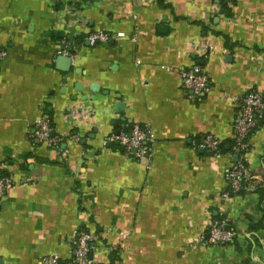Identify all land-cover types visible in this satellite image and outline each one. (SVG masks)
I'll use <instances>...</instances> for the list:
<instances>
[{"label": "crops", "instance_id": "1", "mask_svg": "<svg viewBox=\"0 0 264 264\" xmlns=\"http://www.w3.org/2000/svg\"><path fill=\"white\" fill-rule=\"evenodd\" d=\"M98 31L112 40L91 45ZM0 51V264H66L84 230L98 264H264V119L228 190L235 99L264 98V0H0ZM195 66L197 98L181 82ZM39 118L62 142L35 138ZM134 125L149 160L111 140ZM215 217L231 243L198 241Z\"/></svg>", "mask_w": 264, "mask_h": 264}, {"label": "built area", "instance_id": "2", "mask_svg": "<svg viewBox=\"0 0 264 264\" xmlns=\"http://www.w3.org/2000/svg\"><path fill=\"white\" fill-rule=\"evenodd\" d=\"M111 40L110 35L101 31L92 32L87 36V41L91 45L108 43ZM64 55H68V53L64 51ZM4 57L5 53L0 51V60ZM181 82L184 90L190 91L196 98L210 90L209 79L198 66L189 71H182ZM235 101L240 104V109L233 127L235 142L231 154L240 157L241 160H238L228 171V183L232 193L241 190L246 171L242 159H244L245 151L248 148L249 137L257 124L264 119V98L259 92L251 91ZM34 135L38 141L46 145L54 146L62 142L61 137L53 135L50 122L45 118H39L35 122ZM111 140L116 141L128 155L150 159L146 148L152 142V134L146 127L134 125L128 134L120 133L112 136ZM219 144L220 142L214 136L206 135L200 140L198 146L206 151H214ZM217 157H219L218 154ZM11 188L12 183L9 179L0 178V199ZM223 198H228V193H224ZM234 239L235 231L229 225L228 219H212L207 236H201L198 241L203 245H224L231 243ZM94 241V234L85 230L78 232L74 240L71 260L66 264H98L91 258ZM40 264H60V261L58 256L52 255L42 259Z\"/></svg>", "mask_w": 264, "mask_h": 264}, {"label": "trees", "instance_id": "3", "mask_svg": "<svg viewBox=\"0 0 264 264\" xmlns=\"http://www.w3.org/2000/svg\"><path fill=\"white\" fill-rule=\"evenodd\" d=\"M50 126L52 127V125L50 124ZM234 140H233V142L231 143V145H230V150H229V152L230 153H232V148H233V146H234ZM248 149V148H247ZM223 151H224V148H223V145L222 144H219L217 147H216V149L214 150V151H209V152H212L213 154H218V155H220L221 153H223ZM247 152V150L245 151V153ZM238 160L240 161L241 159H240V157H238ZM242 162L245 164V159H242ZM242 185H243V181H242ZM229 191H230V189H228ZM238 192H240V191H238ZM215 219H218V220H220V219H223V218H220V217H215Z\"/></svg>", "mask_w": 264, "mask_h": 264}, {"label": "water", "instance_id": "4", "mask_svg": "<svg viewBox=\"0 0 264 264\" xmlns=\"http://www.w3.org/2000/svg\"><path fill=\"white\" fill-rule=\"evenodd\" d=\"M58 34L60 35L61 38L64 37V35H63L62 33H58ZM58 34H57V35H58ZM72 39H73L72 37H69V40H72ZM87 44H88V42H87ZM63 50H64V49H63ZM68 50H70V48H68ZM68 61H69V59H68ZM69 62H70V61H69ZM82 100H83L84 102L86 101L85 98H83ZM117 106H118V105H117ZM119 106L122 107V104H120ZM119 106H118V107H119ZM119 133H120L119 131L116 132L117 135H119ZM133 152H135V150H133ZM234 160H235V161L237 160V157H236V156L234 157Z\"/></svg>", "mask_w": 264, "mask_h": 264}]
</instances>
